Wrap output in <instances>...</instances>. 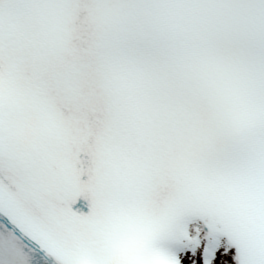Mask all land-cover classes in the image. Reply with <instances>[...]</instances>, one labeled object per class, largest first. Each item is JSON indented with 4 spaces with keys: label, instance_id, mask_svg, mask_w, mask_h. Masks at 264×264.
<instances>
[{
    "label": "snow or ice",
    "instance_id": "6c2138e0",
    "mask_svg": "<svg viewBox=\"0 0 264 264\" xmlns=\"http://www.w3.org/2000/svg\"><path fill=\"white\" fill-rule=\"evenodd\" d=\"M0 264H264V0H0Z\"/></svg>",
    "mask_w": 264,
    "mask_h": 264
}]
</instances>
